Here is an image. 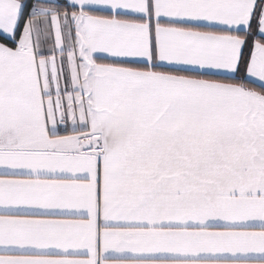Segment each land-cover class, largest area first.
I'll return each mask as SVG.
<instances>
[{"label": "snow or ice", "instance_id": "1", "mask_svg": "<svg viewBox=\"0 0 264 264\" xmlns=\"http://www.w3.org/2000/svg\"><path fill=\"white\" fill-rule=\"evenodd\" d=\"M0 264H264V0H0Z\"/></svg>", "mask_w": 264, "mask_h": 264}]
</instances>
